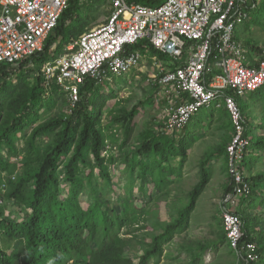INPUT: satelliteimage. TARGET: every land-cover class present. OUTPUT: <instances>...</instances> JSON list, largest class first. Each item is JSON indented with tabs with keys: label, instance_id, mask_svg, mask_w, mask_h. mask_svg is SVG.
Listing matches in <instances>:
<instances>
[{
	"label": "trees",
	"instance_id": "trees-1",
	"mask_svg": "<svg viewBox=\"0 0 264 264\" xmlns=\"http://www.w3.org/2000/svg\"><path fill=\"white\" fill-rule=\"evenodd\" d=\"M85 1L92 0H67V8L46 38L41 52L17 67L0 64V183L4 185L3 189L0 188V233L14 243L9 252L0 247V264H160L165 247L190 227L197 201L211 180L208 159L224 155L228 170L227 146L224 144L199 164V181L188 193L186 205L171 214V221L154 224L152 233L139 234V231L148 230L144 224L140 225L146 221L142 203L154 199L153 190L161 192L170 184L164 180L163 173L167 171L171 175L174 172L169 164L176 159L181 169L194 142L185 137L187 125L173 131L166 130L163 125L157 130L148 128L139 135L137 147L125 156L129 173L138 170V178L143 184L136 188L135 184L125 182L124 195L117 198L121 209L116 211L108 207L104 198L99 196L96 183L98 177L105 182L102 187L112 189L114 185L107 164L115 161L104 155V148L108 147L107 134L117 128L122 130L121 149L136 125L141 108L156 104L157 100L151 97L140 101L130 111L122 108L114 113L108 102L115 98L114 92L110 90L104 94L103 87L111 89L105 82L97 84L86 79L73 108L65 93L55 84L49 91L46 89L41 68L64 54L66 47L85 33L87 23L81 14ZM125 1L157 7L166 0ZM146 49L151 56L165 59L148 41L129 48L130 51ZM214 74L208 77V81ZM248 96L249 100L262 106L264 118V87ZM240 100L235 98L245 127L244 137L249 141L247 156L253 154L251 158L246 156L242 164V172L250 185L249 196L242 200L261 199V205H264V171L251 173L264 153V134H256V128L250 126L245 116L248 104H240ZM62 102L68 103L67 111L44 118ZM161 103L165 107L167 100ZM212 110L217 111L215 107ZM218 110L228 114L225 108ZM104 111L109 117L106 124ZM260 128L264 129L262 125ZM27 129H30L29 134L25 133ZM180 134L183 136L178 138ZM20 143L21 148L17 146ZM229 180L225 194L232 191L230 176ZM87 186L89 204L84 207L80 196L86 192ZM8 203L23 212L21 220L5 216ZM234 213L243 222L241 244L255 242L258 246L260 261L251 264H264V236H254V221L248 215ZM224 243L228 245L223 229L217 242L197 247L190 257V264H202L201 255L205 251L211 248L216 251ZM134 248L141 252L137 262L127 255V251Z\"/></svg>",
	"mask_w": 264,
	"mask_h": 264
},
{
	"label": "built area",
	"instance_id": "built-area-1",
	"mask_svg": "<svg viewBox=\"0 0 264 264\" xmlns=\"http://www.w3.org/2000/svg\"><path fill=\"white\" fill-rule=\"evenodd\" d=\"M67 4V0H0V64L17 67L41 52ZM111 5L104 24L83 33L64 54L42 66L46 89L55 84L73 108L86 79L111 83L112 77L136 71L148 60L157 71L152 83L167 100L166 130L183 129L203 109L225 108L233 129L226 149L233 186L220 206L222 226L230 251L241 262H259L257 244H241L243 222L232 211L237 199L250 194L242 172L249 141L235 98L264 87V56L251 57L249 48L235 39L236 28L249 16L247 0H166L157 7L112 0ZM143 41L165 59L151 56L147 49L129 50Z\"/></svg>",
	"mask_w": 264,
	"mask_h": 264
},
{
	"label": "rangeland",
	"instance_id": "rangeland-1",
	"mask_svg": "<svg viewBox=\"0 0 264 264\" xmlns=\"http://www.w3.org/2000/svg\"><path fill=\"white\" fill-rule=\"evenodd\" d=\"M112 0H92L85 1L81 6V14L83 20L87 23L85 32L104 24L107 21L111 11ZM249 6L255 4L254 8L249 9L248 19L235 30L243 29L244 33L238 36L239 41L245 47L255 44V47L264 51V2L263 0H248ZM245 27V28H244ZM157 75L150 61H146L144 66L133 71L123 77H112V82H105L108 87H103L104 94H108L110 90L114 93L115 98L110 99L109 107L117 113L118 110L124 108L130 111L133 106L140 101H145L149 98L157 100L156 104L146 105L141 108L136 119V125L132 128L125 145L120 149L123 143L124 136L121 129L113 130L107 135L108 147L104 148L106 158L112 157L114 164H107L108 171L112 176L114 185L112 189L104 188L105 182L96 178V183L99 188V196L104 198L105 203L110 209L118 211L121 209L117 202L118 197H123L127 184H143V181L138 178V170L129 173L125 156L128 152L135 149L138 144L139 135L145 132L148 128L157 130L165 122V107L161 101L166 98L159 92V88L152 83L153 78ZM240 104H248L245 116L251 127L256 128V134H264V118L262 114V106L257 101L249 100V96L240 100ZM68 103L65 105L57 103L44 118L52 117L60 111H67ZM217 109V108H216ZM203 109L199 114L193 116L187 125L188 131L185 137L193 139L194 142L188 151L186 163L181 169L178 167V159L169 164V168L173 169V173L164 172V180L170 182L163 191L157 192L153 190L152 197L149 203H142L146 215L145 222H141L147 226V231H139V234L152 233V226L156 223H168L171 221V214H176V211L186 205L188 201V193L199 181V164L209 156L211 152H216L219 146L226 144L228 146L233 137V131L229 127V114L223 110ZM211 112V113H210ZM212 114V117L210 115ZM219 114L222 115L219 116ZM219 116V117H218ZM107 112L103 113L104 124L109 120ZM231 121V120H230ZM30 129L25 131L29 134ZM187 134V135H186ZM181 138L183 134L178 135ZM22 147V143L17 145ZM253 154H249L251 158ZM225 156H216L208 159L207 166L211 170V180L207 185L204 193L199 197L197 206L190 219V227L185 232L178 234L165 247L164 256L160 264H190V257L198 249L199 246H206L215 243L219 239V234L223 233L221 221V204L225 195V188L229 184V174ZM21 158H19L20 160ZM264 171V153L261 154L260 161L255 165L252 175ZM97 175V170H95ZM126 179H129L128 181ZM118 182V184H116ZM149 184V182H147ZM1 185V183H0ZM104 185V187H102ZM89 187H86V192L80 196L81 204L86 207L89 204L88 199ZM236 206L232 211L243 212L249 216L250 220L254 221L253 228L256 231L254 236H264V205H261V199L250 198L243 201L242 198L236 200ZM4 214L7 218L21 220L24 216L10 203L6 204ZM14 246L13 242L5 239L0 233V247L5 251H11ZM189 250H191L189 252ZM141 252L134 248L127 251V255L137 262ZM202 264H242L233 252L230 251L226 243L221 244L216 251H205L201 255Z\"/></svg>",
	"mask_w": 264,
	"mask_h": 264
},
{
	"label": "crops",
	"instance_id": "crops-1",
	"mask_svg": "<svg viewBox=\"0 0 264 264\" xmlns=\"http://www.w3.org/2000/svg\"><path fill=\"white\" fill-rule=\"evenodd\" d=\"M253 7H255V4H253V5H251V6H249L248 5V0H247V9H250V8H253ZM245 28V27H244ZM243 33H244V30L243 29H239L238 30V32H236V34H235V39L238 41V42H242V41H239V39H238V36H241V35H243ZM264 40V39H263ZM252 46H253V48H250V45H249V49H248V54L252 57H255V58H261V57H263L264 56V51H261L258 47L256 48L255 47V44H253L252 43ZM219 109H224V108H219ZM218 110V109H217ZM211 112H213V111H211ZM210 112V113H211Z\"/></svg>",
	"mask_w": 264,
	"mask_h": 264
}]
</instances>
